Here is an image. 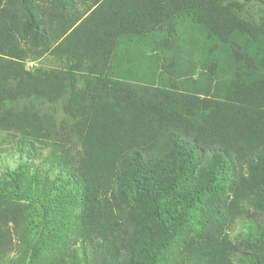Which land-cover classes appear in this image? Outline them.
Returning a JSON list of instances; mask_svg holds the SVG:
<instances>
[{
    "label": "trees",
    "instance_id": "trees-1",
    "mask_svg": "<svg viewBox=\"0 0 264 264\" xmlns=\"http://www.w3.org/2000/svg\"><path fill=\"white\" fill-rule=\"evenodd\" d=\"M3 153L0 264H264V0H0Z\"/></svg>",
    "mask_w": 264,
    "mask_h": 264
},
{
    "label": "rangeland",
    "instance_id": "rangeland-1",
    "mask_svg": "<svg viewBox=\"0 0 264 264\" xmlns=\"http://www.w3.org/2000/svg\"><path fill=\"white\" fill-rule=\"evenodd\" d=\"M43 62V65L46 66L48 65V63H50L49 59L46 57L42 60ZM35 63L34 62H29L27 63L28 67L34 65ZM18 160H19V156L15 153V154H9V153H3L1 156H0V170L4 171L8 168H14L17 163H18ZM3 173V172H2ZM26 205L27 203H24V202H19L18 204L17 203H14L13 205H11L13 207V210L14 211H18L20 213V211H22L23 213V216L24 215H27V217H32L31 215V211L26 209ZM9 208V206H8ZM17 209V210H16ZM20 217H22L20 215ZM23 218V217H22ZM34 218V216H33ZM11 226L13 225L12 223L10 224ZM199 229V226H196L194 227V231H197ZM238 232H240V229H236L235 230V233L234 235H232L235 240L238 242L240 240V238L238 237ZM13 234H14V237L16 236V232H15V229H13ZM20 249L18 248V246L16 245V250L15 252L12 254V256L18 252Z\"/></svg>",
    "mask_w": 264,
    "mask_h": 264
}]
</instances>
